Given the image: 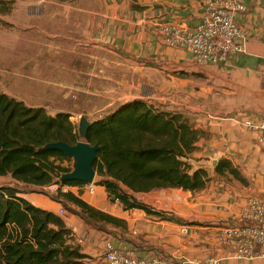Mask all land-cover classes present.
<instances>
[{
    "label": "crops",
    "instance_id": "crops-1",
    "mask_svg": "<svg viewBox=\"0 0 264 264\" xmlns=\"http://www.w3.org/2000/svg\"><path fill=\"white\" fill-rule=\"evenodd\" d=\"M58 1L61 2L58 5L52 2L47 7L41 5L43 9L39 10L21 7L20 2H16L18 24L25 27L29 19L34 22L31 28L42 29L44 24L46 32L63 34L59 30L62 29L68 30L67 34L76 33L91 44L108 47L115 54L119 68L122 65L155 68L159 73L154 80L157 89L137 97L159 100L157 104L185 114L194 126L208 132L209 136L201 141L194 155L202 157L196 164L206 167L212 176L205 189L194 193L181 188L149 192L150 198L157 203L154 208L161 210V204H165L163 210L172 212L174 218L162 219L141 209H124L123 206L120 212L99 208L125 222L116 226L94 222L82 215L66 214L63 217L72 232L70 241L81 246L91 264H102V258L105 261L106 240H111L125 253L143 258L159 256L175 264H200L204 254L220 253L216 248L217 235L224 226L240 222L239 215L246 198L259 195L264 200V149L258 141V133L244 129L231 119L264 121V0H243L246 11L237 16L252 53L237 54L226 63L208 65L195 64L184 49L169 46L160 29L168 23L194 27L203 15L202 0ZM132 3L137 6L131 7ZM63 38L66 41L67 38ZM68 48L59 47L56 51H67ZM31 58L20 61L15 56L3 76L9 75L13 87L18 86L14 89L17 99L47 109L25 89L34 90V80L45 75L38 71L37 61L36 65L30 62ZM13 61H17L16 65ZM42 63L46 68H49L48 63L57 68L54 60L46 61L45 58ZM32 74L41 77L33 79ZM79 84L81 86L80 81ZM83 91L90 92V89ZM221 156L231 159L246 184L236 179L226 182L216 178L213 160ZM208 161L212 162L210 168L206 166ZM233 185L238 189L232 190L230 186ZM162 190L166 193L164 200L159 196ZM170 190L175 192V197L169 196ZM51 204L59 206L55 201ZM42 207L57 212V209ZM182 220L190 223H182ZM183 225L189 227L187 233L181 232ZM207 247L210 249L206 250ZM255 251L259 252L261 248L257 247ZM219 264H264V258L222 260Z\"/></svg>",
    "mask_w": 264,
    "mask_h": 264
},
{
    "label": "trees",
    "instance_id": "trees-1",
    "mask_svg": "<svg viewBox=\"0 0 264 264\" xmlns=\"http://www.w3.org/2000/svg\"><path fill=\"white\" fill-rule=\"evenodd\" d=\"M14 1L0 0V13H9ZM70 117L66 111L49 114L42 106L27 105L0 90V176L9 175L24 184H57V194L79 207L83 217L124 225L122 219L95 208L72 191L61 190L63 185L86 184L60 181L71 169L65 164L70 159L44 147L49 141L75 143L80 139L78 125ZM208 136L185 114L135 98L90 121L85 140L101 146L93 162L96 182L113 201L124 209L137 208L170 219L174 218L172 212L156 210L135 194L162 188L191 193L205 189L212 176L206 167L196 164L202 157L194 153ZM213 172L225 181L247 183L226 156L214 164ZM71 237L63 216L31 202L16 186L0 185V264H91Z\"/></svg>",
    "mask_w": 264,
    "mask_h": 264
},
{
    "label": "rangeland",
    "instance_id": "rangeland-1",
    "mask_svg": "<svg viewBox=\"0 0 264 264\" xmlns=\"http://www.w3.org/2000/svg\"><path fill=\"white\" fill-rule=\"evenodd\" d=\"M16 2H20L21 7L27 6L35 10L43 9L41 5L47 7L51 2L55 5L61 3L58 0H15L9 13H0L1 91H5L15 98L17 97L14 89H17L18 86L13 87L12 77L7 75V78H5L3 76L4 71L9 70L11 66L8 63L15 56H18L20 61L29 60L32 57L30 62L36 65L35 61H37L38 71L45 75H41L43 78L39 80H34L36 84L34 90L24 86L21 87L33 93L31 97L46 105L48 109L46 110L52 115L58 111L69 112L71 120L79 125L81 116H85L90 122L112 111L121 103L135 98H142L137 96H141L143 92L150 91L149 93H151L157 89L158 85L154 83V80L159 73L155 68L138 69L136 66L125 65L119 68L116 65L115 54L111 53L108 47L91 44L86 38H80L76 33L67 34L68 30L62 29L59 30L63 31V34H56L52 31L46 32L44 24L42 29L38 26L31 28L30 26L34 25V22H30L29 19H27L25 27L18 24L19 9L18 11L15 9ZM20 16L24 18V15L21 14ZM36 18H38V14ZM29 36L30 38L27 40L26 38ZM63 37L67 38L66 41ZM59 47L69 48L67 51L61 49L57 52L56 48ZM45 58L46 61L53 62L54 60L57 63V68L54 65L51 66L50 63H48L49 68H46L42 63ZM16 63L17 61H13L14 65ZM41 76L32 74L33 79ZM144 81L155 84V86H148ZM84 88L90 89V92H84ZM65 164H70L71 167V161ZM206 166L210 168L212 162H206ZM222 177H217V179L225 181V178ZM97 180L98 178L95 175L94 181L90 184L67 187L63 185L61 190L65 191L63 188H68L88 204L98 206L95 208L120 212L121 203L113 201L104 188L96 182ZM0 185L16 186L31 202L41 207L57 209V213L62 216L82 214L79 207L57 194V184L47 186L24 184L9 175H3L0 176ZM230 187L232 190L238 189L236 185ZM174 195H176L175 192L170 190L169 196L175 197ZM135 196L152 205V207L157 204L153 198H150L149 192L136 193ZM159 196L161 199L165 198V191H160ZM51 201L59 203V206L52 205ZM161 206L163 209L165 208V204H161ZM100 261L102 264H107L103 258Z\"/></svg>",
    "mask_w": 264,
    "mask_h": 264
},
{
    "label": "built area",
    "instance_id": "built-area-1",
    "mask_svg": "<svg viewBox=\"0 0 264 264\" xmlns=\"http://www.w3.org/2000/svg\"><path fill=\"white\" fill-rule=\"evenodd\" d=\"M203 15L194 27L165 24L161 29L169 46L184 49L192 62L198 65L222 64L237 54H251L237 16L246 11L243 0H202ZM244 129L256 131L264 149V121L257 119L231 118ZM64 187H67L65 185ZM68 190V188H63ZM240 222L224 226L217 235L218 254H204L200 264H219L222 260L264 258V200L259 195H250L240 211ZM189 227L181 226L187 233ZM257 247L261 251L256 252ZM215 248V247H214ZM210 248L207 247L206 250ZM107 264H175L159 256L143 258L125 253L111 240H106L103 249Z\"/></svg>",
    "mask_w": 264,
    "mask_h": 264
},
{
    "label": "water",
    "instance_id": "water-1",
    "mask_svg": "<svg viewBox=\"0 0 264 264\" xmlns=\"http://www.w3.org/2000/svg\"><path fill=\"white\" fill-rule=\"evenodd\" d=\"M137 4L132 3L135 8ZM90 122L85 116H81L78 130L80 139L75 143H68L63 140L47 142L44 147L50 150H57L65 154L71 161V169L60 176V181L77 180L84 183H92L96 175L93 166L94 160L98 157L101 146L98 143H89L85 140ZM219 158L213 160L215 164Z\"/></svg>",
    "mask_w": 264,
    "mask_h": 264
}]
</instances>
